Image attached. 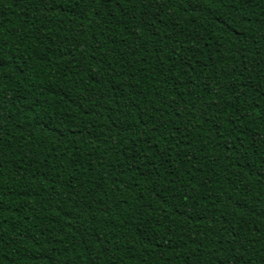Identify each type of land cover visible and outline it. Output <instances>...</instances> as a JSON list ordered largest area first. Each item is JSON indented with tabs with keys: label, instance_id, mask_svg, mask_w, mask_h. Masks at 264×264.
<instances>
[{
	"label": "trees",
	"instance_id": "trees-1",
	"mask_svg": "<svg viewBox=\"0 0 264 264\" xmlns=\"http://www.w3.org/2000/svg\"><path fill=\"white\" fill-rule=\"evenodd\" d=\"M0 264H264V0H0Z\"/></svg>",
	"mask_w": 264,
	"mask_h": 264
}]
</instances>
